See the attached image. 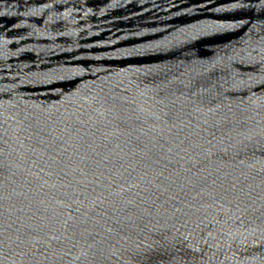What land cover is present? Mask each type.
Returning a JSON list of instances; mask_svg holds the SVG:
<instances>
[{
    "label": "water",
    "instance_id": "95a60500",
    "mask_svg": "<svg viewBox=\"0 0 264 264\" xmlns=\"http://www.w3.org/2000/svg\"><path fill=\"white\" fill-rule=\"evenodd\" d=\"M0 264H264V0H0Z\"/></svg>",
    "mask_w": 264,
    "mask_h": 264
}]
</instances>
